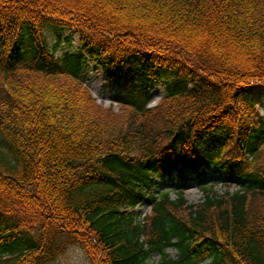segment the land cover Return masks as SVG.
Returning <instances> with one entry per match:
<instances>
[{"label": "trees", "instance_id": "obj_1", "mask_svg": "<svg viewBox=\"0 0 264 264\" xmlns=\"http://www.w3.org/2000/svg\"><path fill=\"white\" fill-rule=\"evenodd\" d=\"M58 26L79 51L56 56ZM86 57L131 73L121 113L85 85ZM260 85L264 0H0V264L71 246L88 264H264Z\"/></svg>", "mask_w": 264, "mask_h": 264}, {"label": "rangeland", "instance_id": "obj_2", "mask_svg": "<svg viewBox=\"0 0 264 264\" xmlns=\"http://www.w3.org/2000/svg\"><path fill=\"white\" fill-rule=\"evenodd\" d=\"M46 35L51 44L58 42V37H61L60 46L56 52L57 57H63L66 53L77 52L80 50L79 35L71 29L63 26L50 27L46 30ZM70 38L68 43L66 40ZM85 85L89 87L93 96L97 99L98 103L104 107H111L115 112L121 113L124 107L117 102V98L125 96L129 90V86L133 77L128 72L124 79L117 83L115 80L108 78L100 65L89 57H86V68L84 70ZM171 85V81L162 79L154 88L151 93L150 105L156 106L162 101L167 87ZM254 98L259 101L258 110L264 114V85L255 86ZM223 177L219 174H214L206 178L208 183L217 181L215 190L219 194L226 191V186L222 182ZM173 187L175 184L166 186L161 185L157 187V191L162 190L164 187ZM233 189V187H232ZM175 196V193H172ZM186 197L189 203H198L203 199V191L198 182L192 181L186 186ZM141 210L143 215L150 213L151 205L146 203L142 206ZM170 253L174 256L176 251L169 249ZM160 260L159 253H153L147 260L149 264H157ZM51 264H88L85 252L77 247L71 246L61 257L52 262Z\"/></svg>", "mask_w": 264, "mask_h": 264}]
</instances>
